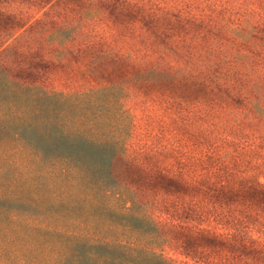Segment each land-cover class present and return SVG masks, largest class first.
<instances>
[{
    "label": "rangeland",
    "instance_id": "1",
    "mask_svg": "<svg viewBox=\"0 0 264 264\" xmlns=\"http://www.w3.org/2000/svg\"><path fill=\"white\" fill-rule=\"evenodd\" d=\"M59 1L52 7L47 4L40 6L37 0H0V9L9 8L7 12H13V17L8 19L4 17L0 22V42L8 39L6 44H11L15 38L19 39L3 56L0 51V61L10 64L19 56L22 49H27L26 54L21 56L24 62L42 53L48 56L50 53L48 47L40 49L39 44L46 46L51 40L59 41L62 35H65L64 39L67 40L75 36L77 42L90 40L94 48L91 52L82 54L78 68L84 71L77 70L75 76L78 77L67 84L72 92L67 107L68 117L73 120L79 119L78 122L87 121L90 126L94 122L93 127L96 129L94 131L99 134L97 138H102L104 134L118 138L121 141L118 142L120 150L129 152L136 160L157 168H165L168 173L180 170L181 174L190 169L204 172L207 166L226 164L232 168L236 177L227 174L230 168L224 173L213 174L210 180L214 178L215 183H208V175L199 190H219V186H225L227 190L237 189V192H242L241 188L252 186L255 190L248 194L244 191L247 197L245 208L247 212L255 211V208H252L253 204L248 205L250 200L259 204L257 216L247 214V218L253 220V223L245 225L244 229H241L242 232L233 236L231 243L227 242L225 246H220L213 242L210 243V247L202 248L197 246L205 244L203 241L194 240L188 235H185L187 241L181 243L179 233H172L169 242L162 241L159 232L145 230L143 221L128 220L130 214H124V211L132 207L131 214L159 217V206L154 208L155 202L163 201V198L161 194L156 193L157 185L154 183L146 182L140 185L128 183L126 184L128 187L101 196L99 193L91 194L87 180L88 182L85 181L83 184V191H87V194L83 197L81 207L72 211L84 215L86 212L89 220H96L98 230L105 228L103 225L109 224V221L113 222L114 226L109 227L107 235L112 241L118 238L130 240L149 252L163 254L171 261L199 264V261L192 258L176 255L181 252L193 255L194 258H205L207 259L205 264H216L214 262L216 260L221 264H264V193L260 194L257 191H264V154L260 155L258 150H245L246 145L239 144L264 146V117L252 119L245 101L241 99L233 102L230 97H224V100L208 97L201 98L202 102H197L198 99L195 98L202 97L205 93L201 87L194 89L185 87V92H190L191 99L184 102V105L178 101L171 105L165 103L166 97L161 94L162 91L168 95L180 96L184 89L183 86L164 87L169 84L167 82L164 86L161 83L162 85L153 88L128 85L126 92L111 90L112 86L123 84L128 60H131V57L140 59L147 53L146 50H150L155 55L153 61L162 66L172 64L183 71L185 64L190 63L191 70L196 72L194 74L203 76L196 60H215L221 48L232 47L224 36L226 32L232 29L234 24L243 23L249 17L254 21L257 19L254 14L245 13L248 8L264 14V0ZM163 6L169 8L162 10ZM189 12L193 14V19L192 16L189 17ZM155 17L157 20L153 19ZM142 18H146L142 26H139L142 30H133L131 24L135 19ZM222 21L225 23L224 26L215 27ZM102 22L111 23L109 25L113 35L111 48L124 50L125 56L121 58V62L99 58L96 59L97 65L91 67L88 60L97 54V50L105 49L104 44L95 39L96 34L102 33ZM234 48L242 54L247 52L243 46ZM252 49L255 50V45ZM65 56L66 59L70 58V55ZM214 88L217 91L215 94H220L219 87ZM102 90L107 91L100 93ZM234 90L236 88L228 91ZM224 106L239 110L229 116L222 110ZM240 110L244 113L240 114ZM121 113L126 114L124 118L120 116ZM110 115L114 117L110 119ZM163 126L165 127L162 128ZM88 132L92 137L91 129H88ZM227 135L235 140L232 142L226 140ZM164 140H178V143L174 148L164 149L162 144ZM150 141H153L154 145L159 143L155 147L150 145ZM172 150L185 158L182 161L183 166H170L174 163ZM186 165L191 167L188 168ZM197 167L199 169H196ZM116 175L112 180H118L119 175L117 173ZM99 177L108 178L107 171L101 170L95 175V178ZM90 178L93 179L91 176ZM150 203L152 208H144ZM22 213L14 226L9 224L6 217L9 215L0 213V246H4L7 251L0 258V264H120L116 261L66 256L68 252L66 237L56 233L58 230L56 225L60 224L56 223L54 226L49 224L53 214L51 210L40 213L39 219L44 221L40 223L30 219L38 218L37 212ZM127 222L132 224L129 230H120L119 227ZM212 228L220 229L215 224ZM200 252L202 255L198 256Z\"/></svg>",
    "mask_w": 264,
    "mask_h": 264
},
{
    "label": "trees",
    "instance_id": "2",
    "mask_svg": "<svg viewBox=\"0 0 264 264\" xmlns=\"http://www.w3.org/2000/svg\"><path fill=\"white\" fill-rule=\"evenodd\" d=\"M37 1L40 6L47 4L52 7L60 2ZM168 8L163 6L162 10ZM8 10L9 8L0 9V22L4 17L6 19L13 17V12H7ZM245 13L254 14L257 19L254 21L249 17L243 23L234 24V27L226 32L224 36L232 47L221 48L215 60H196L203 76L194 74L196 72L191 70L190 63L185 64L183 71L172 64L162 66L154 62L155 55L146 50L147 53L140 59L131 57V60H128L123 84L112 86L111 90L126 92L128 85L153 88L162 85L161 83L164 86L167 82L169 84L164 87L172 85L184 89L180 96L168 95L162 91L161 94L166 97L165 103L171 105L178 101L184 105V102L191 99L190 92H185V87L187 89L201 87L205 93L204 96L195 98L198 99L197 102H202L201 98L208 97L222 100L224 97H230L233 102L241 99L245 101L252 119L264 117V14L256 13L251 8ZM188 15L191 17L193 14ZM153 19L157 20V17ZM145 21L146 18L135 19L131 24L132 29L142 30L139 26ZM102 24V33L96 34L95 39L104 44L105 49L97 50V54L88 60L91 67L97 65L96 59L99 58L121 62V58L125 56L124 50H114L110 46L113 36L111 26L109 28L111 23ZM224 24L222 21L215 27ZM64 37L65 35H62L59 41L51 40L46 46L39 44L40 49L48 47L50 51L48 56L42 53L24 62L21 56L26 54L27 49H22L18 50L19 56L10 64L0 61V213L9 215L6 216L9 224L14 226L22 212H37L38 218L30 219L40 223L44 222L39 219L40 213L51 210L53 214L49 224L53 226L56 223L60 224L56 225L58 229L56 233L66 237L65 244L68 250L66 256L76 259L116 261L120 264H189L171 261L163 254L149 252L130 240L118 238L112 241L107 235L109 227L114 226L113 222L109 221V224L103 225L105 228L98 230L96 220H89L86 212L84 215L72 211L81 207L83 197L87 194V191H83V184L85 181L88 182L87 180L91 194L99 193L101 196L128 187L126 185L128 183L140 185L150 182L157 185L156 193L161 194L163 198V201L155 202L154 208L159 206V217L131 214L132 207L124 211V214H130L128 220L143 221L146 228L144 226L142 229L159 232L162 241L169 242L172 233H179L181 243L187 241L185 235L205 243L198 245V248L210 247L213 242L220 246H225L227 242L231 243L234 235L242 232L241 229H244L245 225L253 223V220L247 218V214L255 216L258 214V202L249 201L248 205L253 204L252 208H255V211L249 212L244 204L247 199L245 192L248 194L255 189L246 186L241 188L242 192H237V189L227 190L225 186H219L221 190L200 191L199 188L205 183L208 175V183H215V179L210 180V177L218 172L224 173L230 167L218 164L207 166L204 172L190 169L181 174L180 170L168 173L165 168L141 162L131 157L129 152L120 150L118 145L121 141L118 138L107 134L97 138L99 134L94 131L96 130L93 127L94 122L90 126L87 121L78 122L79 119L73 120L68 117L67 107L72 92L67 84L78 77L75 76L77 70L84 71L78 69L82 54L91 52L94 44L90 40L77 42L75 36L68 40ZM15 39L11 44H6L8 39L0 42L2 56L19 40ZM254 45L255 50L252 49ZM233 46H243L247 52L242 54L235 51L237 49ZM65 54L70 55V58L66 59ZM214 86L219 87L220 94H215L217 91ZM234 88L236 90L233 92L228 91ZM176 90L179 91L177 88ZM222 110L232 116L231 114L238 112L239 109L224 106ZM125 115L121 113L120 116L124 118ZM113 117L109 116L110 119ZM88 129L93 132L92 137L88 135ZM225 139L230 142L235 140L229 135L225 136ZM179 141L181 142L180 138ZM158 143L154 145V142L150 141V145L155 147ZM177 143L178 140L162 142L164 149L174 148ZM239 144L246 145L245 150H258L260 155L264 154V146ZM172 153L174 163L170 166H183L182 161L185 158L182 154L179 155L175 150H172ZM101 170L107 171L108 178H95ZM116 173L119 176L118 180L114 181L112 177L117 176ZM227 174L236 177L232 168ZM257 191L260 194L264 193L263 190ZM107 208L109 209L108 206ZM144 208H152V204H146ZM62 209H65L64 212ZM214 224L220 229H213ZM131 225V222H127L119 229L127 231ZM6 252V248L0 246V258ZM13 252L14 250L11 251ZM176 255L192 258L199 261V264H205L207 260L181 252ZM200 255L202 252L198 254ZM214 262L221 264L217 263V260Z\"/></svg>",
    "mask_w": 264,
    "mask_h": 264
}]
</instances>
